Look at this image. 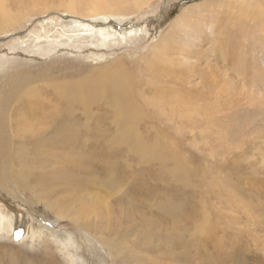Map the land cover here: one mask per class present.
<instances>
[{
	"label": "rangeland",
	"instance_id": "374dc122",
	"mask_svg": "<svg viewBox=\"0 0 264 264\" xmlns=\"http://www.w3.org/2000/svg\"><path fill=\"white\" fill-rule=\"evenodd\" d=\"M72 1L6 0L0 87L29 79L3 122L0 264H264V0ZM116 66L140 138L96 87L46 122ZM7 169L32 189L2 190Z\"/></svg>",
	"mask_w": 264,
	"mask_h": 264
},
{
	"label": "bare ground",
	"instance_id": "6f19581e",
	"mask_svg": "<svg viewBox=\"0 0 264 264\" xmlns=\"http://www.w3.org/2000/svg\"><path fill=\"white\" fill-rule=\"evenodd\" d=\"M116 1L119 2L120 0H116ZM132 1H133L132 4L135 7L142 8V6L147 5L150 0H132ZM72 2L69 3L68 5L69 8H66L67 10L73 11V9H71L72 4H73ZM103 4H104V9L107 7L108 4L111 5L114 9L117 7L116 5L117 3H110L109 1H105V0L103 1ZM5 7H6V0H0V23L8 21L9 19L7 20V18H12V13L10 14L9 10L6 9L7 7L6 8ZM158 57H160V55L156 54V58ZM111 74L112 76H115L117 78V84L123 87L119 92L114 91L109 84V79H110L109 76ZM102 75L103 76H101L99 79L96 78L95 80H93L95 82L93 84L92 82L90 83L91 80L87 81L83 79L82 81L72 83L71 86L69 85V87H66L67 97L65 100L67 103L66 104L67 107L66 108L58 107L57 105L54 107L50 106V110H49L50 115L47 116L48 120H46V122L53 124V121L59 120L58 122L62 123L63 125V123H68L71 120H73L72 122H74L75 119L80 121L76 116L77 114L73 113V111L75 110V106H76L74 104H79L82 107L83 112H85V114H90L92 112V107H93V103L95 100L94 98H97V97L89 98L87 95V90L91 87H96L101 92L103 91L108 92L111 96V101L112 99H115L111 103L109 102L107 103L110 105L113 104V106L115 107L114 110L116 111V113L114 111V116H116V119H117L116 121H118L121 124L120 135L126 139H130V137L132 136H136L137 138H140V134L136 131V124L139 122V118H140V115H139L140 110H141L140 103L137 104V101H132V99L126 96V94L122 91L127 86L126 84L123 86V82H125L126 75H127L126 68L124 66L120 69H118V66L112 69L111 68L109 69L108 67H106L104 68ZM26 79L28 80L29 78H26V77L20 78V76L15 75L3 87H0V157L7 155L6 163L9 166V168H10V155H9L8 150H6V144L8 143L7 142L8 134L5 129L6 125L3 127V122L4 123L9 122L10 114L6 108L8 105L12 103V101H14L18 93L21 91L20 87L24 85V82L27 81ZM68 114L74 115L72 119L66 118ZM58 131L60 132L59 129ZM58 136H59V133H57V137ZM138 142H140V140H138ZM158 151L161 152L162 148L158 147ZM6 171L11 176L12 181L10 182L9 188H7L6 186L7 189H2V190L9 191L10 196L13 195L14 198L18 197L17 195H15V191L18 192L22 188L28 189V190L32 189V186L25 178L26 176L25 170L17 171L14 175L10 174L9 169H7ZM2 177H3L2 180H5V181L7 180V177L5 176H2ZM98 197L99 196L97 194H94L91 197V199L92 200L99 199ZM88 203H90L89 200H88ZM89 208L90 206L88 205V207L87 208L85 207L83 211L86 213V210L88 211ZM94 208H97V207H94ZM117 244L118 243H115L114 246Z\"/></svg>",
	"mask_w": 264,
	"mask_h": 264
},
{
	"label": "snow or ice",
	"instance_id": "6c2138e0",
	"mask_svg": "<svg viewBox=\"0 0 264 264\" xmlns=\"http://www.w3.org/2000/svg\"><path fill=\"white\" fill-rule=\"evenodd\" d=\"M20 235H21L20 233H17V237L16 238L19 239L20 238Z\"/></svg>",
	"mask_w": 264,
	"mask_h": 264
}]
</instances>
